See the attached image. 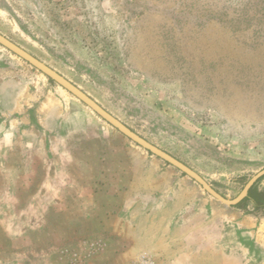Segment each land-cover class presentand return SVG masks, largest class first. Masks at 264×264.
I'll return each mask as SVG.
<instances>
[{"label":"rangeland","instance_id":"rangeland-1","mask_svg":"<svg viewBox=\"0 0 264 264\" xmlns=\"http://www.w3.org/2000/svg\"><path fill=\"white\" fill-rule=\"evenodd\" d=\"M0 32L225 197L264 168V0H0ZM164 167L0 44V264H264L253 202L176 210Z\"/></svg>","mask_w":264,"mask_h":264},{"label":"water","instance_id":"water-1","mask_svg":"<svg viewBox=\"0 0 264 264\" xmlns=\"http://www.w3.org/2000/svg\"><path fill=\"white\" fill-rule=\"evenodd\" d=\"M0 44L26 60L32 66L40 70L46 76H48L53 81L57 82L60 86L66 89L68 92L77 97L80 101H82L86 106L92 109L96 114H98L102 119L111 124L114 128H116L119 132L124 134L130 140L150 152L151 154L157 156L158 158L164 160L170 165L176 167L187 176H189L192 180L200 184L206 192H208L211 196L218 200V202L224 204L225 206H235L240 203L243 199H245L248 194L250 188L261 178L264 176V168L255 173L244 185L242 190L238 193L234 198H227L223 194H221L217 189H215L199 172L190 167L185 162L181 161L168 151L154 144L144 136L140 135L138 132L129 127L126 123L112 114L108 109H106L103 105H101L97 100H95L92 96L86 93L82 88L73 83L71 80L66 78L63 74L58 72L56 69L52 68L44 61L9 39L7 36L0 32Z\"/></svg>","mask_w":264,"mask_h":264},{"label":"crops","instance_id":"crops-1","mask_svg":"<svg viewBox=\"0 0 264 264\" xmlns=\"http://www.w3.org/2000/svg\"><path fill=\"white\" fill-rule=\"evenodd\" d=\"M147 173L136 175L138 181L143 183L141 188L145 191L161 192L164 196L171 194L176 210L181 211L198 200H204L196 182L191 178L181 176L172 168L164 167L160 174L153 170Z\"/></svg>","mask_w":264,"mask_h":264},{"label":"trees","instance_id":"trees-1","mask_svg":"<svg viewBox=\"0 0 264 264\" xmlns=\"http://www.w3.org/2000/svg\"><path fill=\"white\" fill-rule=\"evenodd\" d=\"M258 181L250 188L248 196L236 205L237 207L246 206L249 201H252L255 210L264 213V189L259 188Z\"/></svg>","mask_w":264,"mask_h":264}]
</instances>
